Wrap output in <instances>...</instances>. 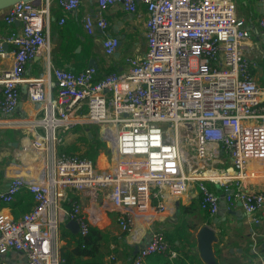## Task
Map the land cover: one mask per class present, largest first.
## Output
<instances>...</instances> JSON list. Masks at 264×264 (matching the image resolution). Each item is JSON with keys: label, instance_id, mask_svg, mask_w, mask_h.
Instances as JSON below:
<instances>
[{"label": "built area", "instance_id": "built-area-1", "mask_svg": "<svg viewBox=\"0 0 264 264\" xmlns=\"http://www.w3.org/2000/svg\"><path fill=\"white\" fill-rule=\"evenodd\" d=\"M81 2L58 0L65 12ZM97 2V16L83 19L90 33L96 28L105 33L104 11L111 4L128 12L143 4L147 12L146 50L129 57L126 70L102 77L93 65L80 71L51 65L50 0H21L5 9L4 21H19L21 28L0 36L1 57L8 55L6 44L14 47L11 64L0 71V113L17 110L28 61L42 54L47 62L46 72L27 88L42 113L31 121L37 128L34 139L23 145L37 161L36 177L16 175L0 191L4 203L23 187L33 194L28 212L18 217L0 212V253L22 251L26 264L62 263L60 228L68 220H76L85 235L101 213L116 212L121 230L131 234L139 218L151 222L162 217L170 200L179 204L190 181L199 182L202 208L216 214L221 196L206 184L209 175L186 173L189 147L204 165L222 163L224 153L231 157V165L217 172L224 176L219 180L239 182L249 175L251 161L264 160V83L253 73L257 60L246 55L251 32L233 0ZM259 26L264 30V15ZM118 45L116 36L103 39L109 55ZM88 126L95 127L98 141L110 144V171L99 170L80 152L60 150L67 136L78 129L87 134ZM225 189L230 190L224 194L229 207L239 197L253 222L264 219V192ZM70 192L78 198L67 207ZM83 201L96 208L85 214ZM155 253L178 255L160 229L152 230L133 264ZM106 264L119 262L110 254Z\"/></svg>", "mask_w": 264, "mask_h": 264}, {"label": "crops", "instance_id": "crops-1", "mask_svg": "<svg viewBox=\"0 0 264 264\" xmlns=\"http://www.w3.org/2000/svg\"><path fill=\"white\" fill-rule=\"evenodd\" d=\"M233 1L237 16L245 20L246 27L251 32L248 40L249 48L245 52L249 58L257 60L258 64L253 69V73L256 81L263 84L264 30L259 26V18L264 15V1ZM50 3L53 19L49 28V39L50 60L53 67L80 71L89 66L90 60L94 59L95 65L93 66L97 69V76L102 77L110 72L126 70L128 68L127 59L146 50L144 23L147 12L143 4H140L135 12L124 10L119 3L109 5L104 11L108 21L105 33L100 28H96L94 33H90L85 28L83 19L87 15L97 16L99 11L97 0H82L76 10L69 12H65L59 6L58 0H50ZM5 12V9L0 10V36L21 28L19 21L7 24L4 21ZM63 16H65V22L60 23ZM107 34L116 36L120 40L116 51L110 55L104 51L103 47V39ZM6 49L8 55L0 56V71L7 68L12 61L14 47L11 44H6ZM46 66L47 62L42 54L28 61L17 110L12 115L0 113V191L5 190L11 178L16 175L28 179L36 177L37 161L32 152L23 150V145L34 139L37 128L31 124V121L40 117L42 113L37 110L36 105L30 99L27 88L29 81L46 72ZM84 132L81 129L76 130L72 135L66 137L62 146L73 142L71 141L73 138L76 139ZM225 161L228 163L227 166L231 165L229 164L232 161L231 157L224 153L222 162ZM107 162L112 164L109 160ZM248 174L239 182L233 181L232 183L228 179L222 178L220 180L211 178L205 182L220 196L225 194V185L233 187L234 190L241 189L245 192H264V160L251 161ZM189 184V189L179 204L170 200L166 204L162 217H154L151 222L139 218L132 233H129L124 241L137 252L148 242L153 229L173 230L181 218L186 217L188 222L194 225V228L191 229L193 233L191 240L196 242V250L200 256L196 234L200 227L207 222L212 223L211 219L217 217L220 222L212 223L218 235L217 241L213 243L215 264H264V219L260 223L253 222L252 217L246 212L242 200L238 197L234 206L229 207L226 202L225 211L220 209L222 214L211 215L212 217L208 220L205 217V210L201 206L199 182L195 180L190 181ZM70 193L75 196V193ZM68 197L71 198L69 194ZM34 203L33 194L27 187H23L11 202L0 201V212L11 217H18L31 210ZM83 203L85 214L87 212L90 214L91 210L96 208L90 203L86 205L87 201H83ZM185 208L187 212H185ZM110 217L116 222V216ZM223 217L226 219L223 220ZM60 239L61 245H63L65 239L61 236ZM179 248L181 252L189 250V247L183 244H179ZM121 254L123 257L118 258V262L126 264L127 250H122ZM184 261H186L184 264H189L187 259ZM0 264H26V256L22 251L8 250L5 253H0ZM163 264H178V262L169 259L167 263ZM204 264L207 263L204 262Z\"/></svg>", "mask_w": 264, "mask_h": 264}, {"label": "trees", "instance_id": "trees-1", "mask_svg": "<svg viewBox=\"0 0 264 264\" xmlns=\"http://www.w3.org/2000/svg\"><path fill=\"white\" fill-rule=\"evenodd\" d=\"M90 130L87 134L79 136L78 141L87 144V148L83 151L82 156L97 161L101 151L106 148V144L97 140L96 129L94 126H88ZM90 134H92L91 137ZM80 146L76 142H71L60 148L61 151L67 153L78 152ZM71 200H66L64 205L71 206L72 200H77V195L69 193ZM185 212L187 209L185 208ZM111 216H116V212H110ZM205 217L210 220L211 213L205 210ZM116 222L117 219H115ZM194 225L188 222L186 217L175 225L173 230H163L164 238L170 247L177 250L178 255L171 259L168 254L155 253L148 256L142 264H163L169 259L175 260L178 264H184L187 259L189 264H204L198 251L196 250V242H193L192 231ZM61 238L65 239V243L60 247L62 257L61 264H106L107 257L114 254L116 259L123 257L122 250H127L126 264H133V257L137 254L134 248L129 246L125 241V237L129 234L128 230H119L116 232L108 228H100L98 225L90 224L88 233L83 235L80 232L73 233L65 224L61 226ZM179 244L189 247L188 251L181 252ZM123 247V249H120Z\"/></svg>", "mask_w": 264, "mask_h": 264}, {"label": "rangeland", "instance_id": "rangeland-1", "mask_svg": "<svg viewBox=\"0 0 264 264\" xmlns=\"http://www.w3.org/2000/svg\"><path fill=\"white\" fill-rule=\"evenodd\" d=\"M89 129H91V128H89ZM78 138H79V136L76 137V139L73 138L71 141L76 142L80 146V149L78 150V152L83 153V151L87 148V144L82 143V141H78ZM105 144H106V148H104L101 151L96 162H97L99 170L110 171L112 164H108V166H106V167H103L101 165V158L102 157L105 158L106 161L109 160L110 163H112V161H111V159L113 157L112 149H111L109 143H105ZM185 146L188 148L187 145H185ZM196 160L197 159L195 158V152L191 149V147H189V160L187 161L186 166H185V170H186V173L188 175H192L194 170L195 171L198 170V171L203 172V173L204 172L206 173L207 171H210V170L215 171V172H220L221 170L226 168L225 166L228 165V163L226 161L222 162L220 164L212 163L213 161H211L209 165H204L201 162H196ZM229 164H231V163H229ZM211 166H213V167H211ZM100 202H101V200H100ZM88 204L89 203H87L86 205H88ZM87 214H88V212H87ZM110 216H111L110 212L105 213V214L101 213L100 214L101 220L98 223H95V225H98L101 228H108L113 232L121 230L118 223L114 222Z\"/></svg>", "mask_w": 264, "mask_h": 264}, {"label": "water", "instance_id": "water-1", "mask_svg": "<svg viewBox=\"0 0 264 264\" xmlns=\"http://www.w3.org/2000/svg\"><path fill=\"white\" fill-rule=\"evenodd\" d=\"M18 1H21V0H0V10L6 9L10 5ZM25 1H28V0H25ZM91 65H95L94 59L90 60L89 66ZM91 136L92 134H90V137ZM225 193H229V190L226 191ZM225 204H226L225 197L221 196L220 206H219V209L217 210L218 214L221 213L220 209L225 211ZM230 212H234V211H230ZM225 219L226 217H223V220ZM211 222L217 223L220 221L217 217H214L213 220L211 219ZM212 223L207 222L206 224H204L202 227L199 228L196 234L200 257L207 264H215L216 262V257H215V253L213 250V243L217 241L218 235H217L216 230L213 228ZM65 226L68 227L73 233H78L80 230L79 223L76 220H68L65 223Z\"/></svg>", "mask_w": 264, "mask_h": 264}, {"label": "bare ground", "instance_id": "bare-ground-1", "mask_svg": "<svg viewBox=\"0 0 264 264\" xmlns=\"http://www.w3.org/2000/svg\"><path fill=\"white\" fill-rule=\"evenodd\" d=\"M101 165L103 166V167H106V166H108V162L105 160V158H101ZM205 174H207V175H209V178L211 179H219V177H224V176H221V174L220 173H217V172H214V171H212V170H210V171H207ZM230 182H232L233 183V180H231ZM232 189H233V187H232ZM230 191V190H229ZM233 192H235L234 191V189H233Z\"/></svg>", "mask_w": 264, "mask_h": 264}]
</instances>
